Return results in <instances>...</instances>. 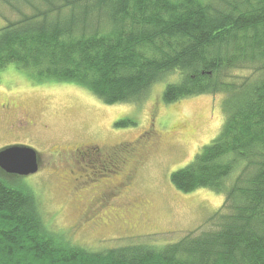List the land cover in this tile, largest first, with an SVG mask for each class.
<instances>
[{
    "label": "trees",
    "instance_id": "16d2710c",
    "mask_svg": "<svg viewBox=\"0 0 264 264\" xmlns=\"http://www.w3.org/2000/svg\"><path fill=\"white\" fill-rule=\"evenodd\" d=\"M0 7L15 16L0 26V72L12 65L38 82L74 84L106 106L139 103L174 74L166 104L222 94L225 118L169 177L182 193L223 195L210 230L161 247L71 246L48 230L23 178L0 172V264H264V0H0ZM243 69L250 75L226 80Z\"/></svg>",
    "mask_w": 264,
    "mask_h": 264
},
{
    "label": "rangeland",
    "instance_id": "374dc122",
    "mask_svg": "<svg viewBox=\"0 0 264 264\" xmlns=\"http://www.w3.org/2000/svg\"><path fill=\"white\" fill-rule=\"evenodd\" d=\"M6 9L0 7V26L15 17ZM250 73L230 71L226 80L238 82ZM177 80V75L165 76L139 103L106 106L74 84L38 82L12 65L0 72V106L8 103L36 124L24 132L9 130L14 119L0 111V150L17 145L36 151L38 172L22 181L37 198L48 230L71 246L95 252L135 243L161 247L212 228L209 219L221 208L223 195L204 188L182 193L169 177L216 137L225 119L221 112L224 96H191L166 104L163 91ZM152 134L158 135V143L149 149ZM84 144L109 151L106 160L117 157L112 166L121 167L99 171V178H92L95 173L85 168L84 174L92 181L80 174L72 189L60 175L65 164L55 156ZM142 151L140 168L124 180V172H132ZM105 186L116 190L110 192L102 211L81 214L90 192ZM133 202L137 207L131 213L128 205ZM92 220L99 225L90 226Z\"/></svg>",
    "mask_w": 264,
    "mask_h": 264
},
{
    "label": "flooded vegetation",
    "instance_id": "af4514ba",
    "mask_svg": "<svg viewBox=\"0 0 264 264\" xmlns=\"http://www.w3.org/2000/svg\"><path fill=\"white\" fill-rule=\"evenodd\" d=\"M0 111L2 112L3 115H5L6 117H11L13 118V122H11L9 124V130H22L24 132V130H30L36 127L35 122H33V120L28 119L27 115L20 113V112H15L13 107H11L10 104L6 103L4 106H0ZM153 139L151 138L149 141V149H151V147H154L157 145L158 141V135L157 134H152ZM152 140V142H151ZM148 149V152H151ZM109 152V151H108ZM107 151H103V149L96 147V146H92L89 144H84V145H79V146H74L72 147V149L70 150H65V151H61L56 153V158L62 159L59 160L61 161V163H64L65 165H62L61 168L65 169L64 172H62L63 178L67 179L69 182V185H71L72 189L74 186V182L75 183H79L80 180V174H84L86 172L85 168L90 169L89 171L95 173V175L97 174L98 176H93L92 178H96L101 175H99V171L102 172H108L110 171V169L114 170L115 168H120L121 166L117 164V167L112 166V162L114 160L118 161L119 158L115 157L112 160L110 159V161H107L106 159L110 158V155L108 154ZM143 151L141 153L138 154V159L136 160V164L134 165V167L132 168V172L129 173V171H127L126 173L124 172V176L123 179H131V175L133 172H135L137 170V168H140L141 164L139 163V159L140 157H142ZM38 161V159H37ZM116 164V163H115ZM100 167V168H99ZM123 169V168H122ZM121 169V170H122ZM121 173V172H120ZM77 174V178H74V175ZM83 180L85 178V180H89V176L88 175H83ZM59 178V177H58ZM92 178H90L89 182L92 181ZM86 182V181H83ZM73 185V186H72ZM113 190H116V187H109V186H105L103 187V189L98 188L97 192H90L89 196L87 199H85V209H83V212L81 214L87 215L88 213L90 214H95L98 213L99 211H102V209L105 206V202L108 199L107 197L109 196L110 192H113ZM76 193H79L76 191ZM115 193V192H113ZM137 205L133 202L131 204L128 205V211H130L132 213V211H134V209H136ZM113 208V207H112ZM83 215V216H84ZM97 216V214H96ZM101 215H99V219H100ZM90 218V217H88ZM96 218V217H95ZM139 218V217H138ZM136 218V219H138ZM85 219L82 221L84 222ZM81 222V223H82ZM99 221L94 222V220L92 221H88V224H90V226H98ZM92 228V227H91Z\"/></svg>",
    "mask_w": 264,
    "mask_h": 264
},
{
    "label": "water",
    "instance_id": "95a60500",
    "mask_svg": "<svg viewBox=\"0 0 264 264\" xmlns=\"http://www.w3.org/2000/svg\"><path fill=\"white\" fill-rule=\"evenodd\" d=\"M24 146H7L0 150V172L26 178L38 172L37 153Z\"/></svg>",
    "mask_w": 264,
    "mask_h": 264
},
{
    "label": "bare ground",
    "instance_id": "6f19581e",
    "mask_svg": "<svg viewBox=\"0 0 264 264\" xmlns=\"http://www.w3.org/2000/svg\"><path fill=\"white\" fill-rule=\"evenodd\" d=\"M32 176V175H31Z\"/></svg>",
    "mask_w": 264,
    "mask_h": 264
}]
</instances>
